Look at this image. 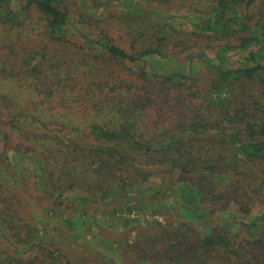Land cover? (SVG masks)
<instances>
[{"label":"trees","instance_id":"obj_1","mask_svg":"<svg viewBox=\"0 0 264 264\" xmlns=\"http://www.w3.org/2000/svg\"><path fill=\"white\" fill-rule=\"evenodd\" d=\"M65 1L0 0V19L7 30V43L0 39V51L4 57L8 55L6 60H0V77L4 70L15 71L10 77L16 87H24L21 93L0 90V115L5 118V124L20 131L16 134L22 137L20 140L34 144L33 137L40 133L45 143L29 145L27 153L44 169L57 159L62 169L65 166L62 160L68 153L59 154L50 148V143L71 147V153L78 151L81 156L85 153L92 159L91 165H97L96 171L108 173L121 189L128 191L147 186L142 190L153 192L156 179L164 189L171 190L174 182L184 184L200 193L201 204L227 205L223 210L232 207L235 214L230 212L220 218L224 223L240 219L247 235L243 241L231 240L221 230L222 223L214 225L209 218L212 208L203 207L199 213L185 205L204 232L194 234L189 240L185 231L155 224L161 227V235L149 239L153 253H143L136 264H190L185 260L198 264H246L252 263L251 256L264 255L261 251L264 233L259 231L264 221V0H217L211 12L198 15L194 34L218 41L210 55L199 45V37H193L196 54L189 53L193 49L188 47L181 50L187 68L172 73H153L148 67L156 56L164 58L171 53L166 44H161L166 37H158L156 46L128 51L113 43L105 33L104 41L89 39L78 27L70 33L73 25ZM33 20L36 24L31 28L36 46L31 51L23 49L22 69L9 59L11 33L19 37L22 32L21 42L26 43L24 35L30 34L27 22L33 24ZM77 37L98 45V62L91 60L82 65L72 62L63 66L51 54L52 48L67 50L68 46L89 52L91 44L75 41L73 38ZM188 54L197 61L186 63ZM3 55H0L2 59ZM191 64L208 65L213 69L211 78L201 82ZM43 74L49 81H38L39 76H46ZM193 82L197 94L192 97L198 105L194 104L185 113L177 109L175 100L180 103L186 100L187 91H193ZM83 86V99L78 102L68 92L82 90ZM53 88H61L65 96L41 97L44 91L51 95ZM73 99L78 103L92 101L87 129L63 121L53 122L54 112L46 107L53 100L70 106ZM38 108L48 112H36ZM0 134L8 136L5 130H0ZM158 168L168 175L167 181L162 176L156 177ZM46 172L48 180H56V189L62 186L57 182V174ZM63 186L71 190L59 189L55 198H67L80 189L73 190L71 181ZM42 188L47 195L53 194L45 184ZM98 189L94 187V195ZM92 198L88 194L82 197ZM27 199V203L35 204L30 196ZM48 201L46 197L45 209L50 206ZM17 202L9 201L5 210H11L12 206L16 210ZM137 203L131 209L137 208ZM23 228L34 241H29L26 249L17 250L19 255L27 259L30 248L37 244L35 238L40 241L38 252L30 253L37 256L28 258L29 263L25 264H43L45 258L72 264L60 246L35 234L39 228L34 223ZM15 264L24 263L16 259Z\"/></svg>","mask_w":264,"mask_h":264},{"label":"rangeland","instance_id":"obj_2","mask_svg":"<svg viewBox=\"0 0 264 264\" xmlns=\"http://www.w3.org/2000/svg\"><path fill=\"white\" fill-rule=\"evenodd\" d=\"M216 1L66 0L65 5L73 25L69 29L70 33L75 31V27H78L89 39L99 41H104L103 35L105 33L113 43L128 51L156 46L159 44L157 42L158 37H166V40L161 44H166L171 53L164 58L156 56L149 61L148 67L153 73H172L185 71L187 68V65L184 64L185 54L180 52L181 50L188 47L189 50L193 49L189 53L196 54L197 48L194 46L193 37H199L194 34L198 15L211 12L215 8ZM34 24H36L35 20H33V24L31 21L27 22V25L30 26V34L24 35L26 39L24 44L20 39L23 35L22 32L19 37L11 33L10 41L13 44L12 48H8L11 51L9 59L12 64H20L22 69H24V64L20 56L24 54L23 49L31 51L29 49H34L36 46V37L31 28ZM6 38V25L0 19V39H4L0 41L7 43ZM77 38L73 39L79 42L85 40L86 45L91 44L89 52H87L88 49H74L72 46H68L67 50L63 47L52 48L51 54L55 55L63 66L73 63L82 65L91 60L98 62L100 59L98 45L89 40L86 41L85 38ZM216 41L218 40L213 37L198 38L199 45L204 47L210 55L215 43H217ZM0 55H3L1 51ZM188 55L185 58L186 63L189 60L197 61L195 56ZM7 57L8 55L5 57L3 55L2 59L0 56V60L4 61ZM101 63L104 61L101 60ZM191 65H193L194 75L201 82L211 78L213 69L209 68L208 65L202 64L201 67L195 64ZM7 67L9 69L8 64ZM3 73V76L0 77V90H13V92L24 90L23 86L16 87L14 79L10 77V74H16L15 71L4 70ZM19 75L21 76V74ZM49 77L50 79L53 78V76ZM38 81H49V78L47 75L39 76ZM194 84L195 82H193V91H187L186 100L183 99L182 95L180 96L183 99L181 103L178 99L175 100L178 105L177 109L180 111L189 113L194 104L198 105V101L192 97L195 96L194 93L197 94L194 91ZM84 87L82 90L81 88L69 89L68 93L74 94L73 98L79 102L80 99H83ZM53 89L51 95L48 91H44L41 97L56 99L66 94L61 88ZM32 94H34L33 91ZM174 94L177 93L174 92ZM23 95L25 96L24 91ZM74 99L70 106H65L61 101L53 100V103L46 105V107H50L48 111L54 112L53 122L63 121L87 129L88 122L92 117V113L88 112L92 111V101L78 103ZM63 108L65 112H62ZM35 111L48 112L41 108ZM83 111L89 113V116H86L87 114H84ZM3 120L5 118L0 115V130H5L8 134L7 137L0 134V264H15L16 259H20L25 264L29 263L28 258L37 256V253L30 255L32 252H38L40 241L36 238L35 243L37 244L30 248L27 259L17 253V250L26 249L29 241H34V238L31 239L29 235H26V229L23 228V225L33 223L39 228V232L35 234L44 237V241L47 240L58 245V247L60 246L72 264H136L138 257L143 256V253H153L149 239L161 235L159 234L161 227L155 224L159 223L164 228L176 229L179 232L185 231L189 240L194 234L204 232L200 222H197L195 217H192L188 212L190 210L183 207L185 205L191 210L199 211V213H202L203 207L212 208L209 218L214 225L221 222V230L231 240L243 241L247 237L246 233L244 234L240 219L239 221L229 220L224 223L220 218V215L234 213L232 207L223 210L227 205L213 206L209 202L201 204L199 202L201 201L200 193L184 184L174 182L170 185L171 190L164 189L159 187L160 182L156 179L155 181L152 180L156 185L153 192L142 190L147 186L134 191L121 189L108 173L96 171L97 165H91L92 159L88 158L85 153L83 156L78 154V151L71 153L73 148L62 147L59 143H50V148L61 155L68 153V157L62 160L65 166L61 169L57 159L52 166H47L44 169L39 162L33 159L31 154L27 153L29 145L37 146V144L45 143L39 136L40 133L37 132L38 136L33 137L34 144H31L30 140H20L22 137L19 138L16 135L20 131L11 127L10 124H5ZM158 169L155 171L156 177L162 176L167 181L168 175H163L162 169ZM45 171L51 172L53 175L57 174L59 176L57 182L62 186H58L56 189V180L54 178L48 180ZM69 181L73 185V190L78 188L81 190L74 191L67 198H55L54 196L59 192V189L64 192L71 190L63 186ZM42 184H45L53 192L51 196L43 191ZM96 186L99 189L94 195V187ZM86 194L93 197L94 200L82 199ZM102 195H104L103 198ZM29 196L35 204L27 203ZM46 197L50 200L47 202L50 203L47 209L44 208ZM172 198L174 201L171 200ZM9 201H18L15 203L16 210L13 209V206L11 210H5V205ZM137 201V208L131 209ZM261 223L259 231L264 233V221ZM263 236L261 238L263 243L261 251H264ZM251 258L252 263L246 262V264H264V255L262 254L258 253V258L252 256ZM39 260L40 258L37 259V261ZM185 261L190 264H198L194 260ZM43 264L62 263L45 258ZM142 264L147 263L143 262Z\"/></svg>","mask_w":264,"mask_h":264}]
</instances>
